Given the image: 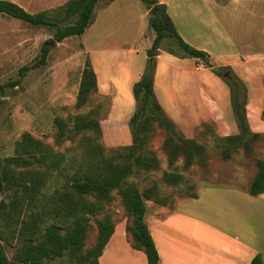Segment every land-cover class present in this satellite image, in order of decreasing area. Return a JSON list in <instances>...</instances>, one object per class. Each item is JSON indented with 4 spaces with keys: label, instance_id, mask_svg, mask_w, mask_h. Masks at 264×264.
Instances as JSON below:
<instances>
[{
    "label": "crops",
    "instance_id": "obj_1",
    "mask_svg": "<svg viewBox=\"0 0 264 264\" xmlns=\"http://www.w3.org/2000/svg\"><path fill=\"white\" fill-rule=\"evenodd\" d=\"M157 2L166 4L167 16L185 42L206 51L213 64L231 66L245 82L250 132L264 136V0H206L203 6H194L188 16L175 9L171 14L166 0ZM151 7L146 5L139 17L150 16ZM183 14L186 19L179 27L177 20ZM134 16L138 19V15ZM93 17L92 13L89 25L94 24ZM202 28L209 32L205 37ZM111 36L112 33L99 32L85 36L81 44L96 76V92L108 98L107 111L100 119L101 129L107 133L109 125L118 126L120 132L112 130L107 134L128 142L126 129L135 109L132 84L144 71L146 50L155 36L146 38L140 29L129 40L114 39L113 43L108 41ZM219 43L225 48L219 50ZM239 44V49L231 48ZM253 58L262 59L254 66L249 64ZM153 90L165 114L185 138L202 135L199 128L208 119L222 123L219 136L238 133L228 86L194 58L159 48ZM256 159L264 161V147L252 144L248 153L238 148L229 157L227 175L216 180L224 183L206 175L196 183L194 195L164 198L160 203L154 197L144 200V220L159 264H250L257 254L264 264V191L249 193L257 171ZM117 225L97 264H146L143 251L131 247L125 226L117 230Z\"/></svg>",
    "mask_w": 264,
    "mask_h": 264
},
{
    "label": "rangeland",
    "instance_id": "obj_2",
    "mask_svg": "<svg viewBox=\"0 0 264 264\" xmlns=\"http://www.w3.org/2000/svg\"><path fill=\"white\" fill-rule=\"evenodd\" d=\"M10 1L33 13L56 8L66 0ZM166 1L169 2L171 14L172 9H175L179 13L186 12L188 16L194 6L197 4L203 6L206 0ZM145 8L146 5L142 0H110L109 2L99 0L93 10L94 24L83 31L85 35H70L56 44H53L48 27L33 26L0 13V171L12 168L14 177H20L23 182H29L31 179L39 180L40 177L41 181L44 179L32 201L27 200L22 187L7 186V183L6 186L0 187V243L9 259L15 257L22 243L21 240H17V232L24 231L23 226L20 225L22 216L28 220L31 215L37 217L35 222L42 228L56 223V220L49 216L57 206L51 203L56 200L53 196L58 195L54 192L63 194L64 187L68 188L79 159L88 166L98 160L113 157L117 153V148L131 143L129 128L126 129L128 142H123L118 140L120 137L108 135L112 130L120 132L118 126L109 125L105 130L108 134L102 131V135L93 130L76 131L72 126L74 117L78 115L93 116L100 121L108 108V98L96 91L88 95L84 104L76 103L80 76L88 59L81 42L85 36L89 38L99 32L112 33L111 38L108 39L110 42L114 39L116 42L129 40L137 29L142 30L146 38H150L151 34L155 36L148 23L149 16H144V20L139 17ZM152 12V15H155L158 11ZM134 15H138L139 20ZM185 19L183 14L180 20L178 18L177 25L180 27ZM202 32L204 37L209 33L204 28ZM44 44L50 45L45 64L29 68L20 75V68L34 63ZM239 46L240 44L233 45L231 48L237 50ZM159 48L176 53L181 51L174 38L170 36L161 38ZM221 48H225V45L219 43V50ZM261 59H250L249 64L257 66V60L261 61ZM261 80L264 87V75ZM205 91L208 93L207 89ZM201 98L205 103L202 94ZM203 107L206 108V105L203 104ZM262 114L264 117V109ZM56 119L64 121L66 125L64 130L58 128ZM221 124L215 119L202 122L199 128L202 135H197L192 140L205 148V156L199 157L200 155H195L192 150L193 154L189 158L180 151V147L177 154L172 153L169 144L182 145L179 134L172 135V141L167 144L166 130L150 121L148 139L140 151L153 156L157 160V168L143 170L134 166L133 172L126 181L135 184L141 191L156 185L159 198L172 200L191 195L196 183L205 179L206 175H211L215 181L219 180L227 175L229 160V157L224 158L223 154V149L229 146L226 143L227 139L217 135ZM24 133L30 134L40 143L43 155L31 159L29 165L16 166L13 161L16 156L15 150ZM251 144L256 148L264 147V136L256 137ZM203 160L206 165L201 164ZM45 172H47L46 178L42 177ZM165 173L178 175L179 183L168 185ZM3 187H6V190H2ZM110 194L112 198L109 201L95 200L92 195L85 196L93 203L84 214L87 219L81 255L69 257L65 254L62 257L44 259L41 264L62 261L70 264H86L87 252L93 249L97 242L99 222L108 221L115 225L122 223L117 225V230H123V226L132 223L133 216L126 210L119 189H111ZM14 199H20L17 209L12 207ZM68 227L69 224L59 225L61 232ZM127 234L132 241L130 233Z\"/></svg>",
    "mask_w": 264,
    "mask_h": 264
},
{
    "label": "trees",
    "instance_id": "obj_3",
    "mask_svg": "<svg viewBox=\"0 0 264 264\" xmlns=\"http://www.w3.org/2000/svg\"><path fill=\"white\" fill-rule=\"evenodd\" d=\"M148 7L157 3V0H142ZM98 0H66L63 4L49 10L37 12H28L19 4L10 0H0V13L10 17L20 19L33 26H45L51 31V37L54 42H60L70 35H80L92 20V13ZM149 26L155 31V38L151 46L146 50L147 60L144 71L139 79L132 84V95L135 101V109L128 121V128L131 135V143L117 148V153L107 159H101L97 162L86 166L83 160L79 159L77 166L73 170V177L64 187L63 194L58 191L54 192L55 201L51 203L57 205L51 211L50 218L56 220L45 227H38L35 222L38 218L31 215L30 220L25 216L21 218L20 225L24 231L17 232V240H21V246L15 257L9 259L0 243V264H41L44 259H53L62 257L67 254L69 257H78L83 247L87 208L93 202L88 201L85 196L92 195L95 200L109 201L112 196L110 190L119 189L124 206L133 216L132 223L125 225L127 232L130 233L132 241L131 247L143 251L146 256V264H159V255L149 232L148 226L144 220L145 199L154 197L158 203L164 198L158 197V188L153 185L148 190H140L133 183H128L126 178L133 172V167L138 169H156L157 160L146 153L140 151L142 145L148 139V130L150 121L155 122L168 133L167 144L172 141V135L181 136L182 145L171 143L172 153L177 154L178 148L187 157H191L194 150L195 155L205 156V148L197 144L192 139L185 138L179 131L173 121L165 114L160 106L153 90V75L156 64V57L159 54V42L165 36L173 37L180 48L176 53L180 56H188L197 60L209 68L217 75L229 89L230 104L235 119L238 133L236 135L222 136L227 139L226 146L223 149L224 158L230 157L231 153L243 148L245 152L251 150V143L258 137L257 134L251 133L246 115V104L248 98V89L245 82L239 77L231 66L215 65L210 61L209 54L185 42L175 31L171 20L168 18L167 28L163 27L161 14L157 12L150 15L148 19ZM50 45L44 44L37 60L30 66L24 65L20 68L19 73H23L29 68L44 65ZM217 66L218 69H213ZM97 91L96 76L93 68L87 59L82 70L79 87L77 92V105L84 104L89 94ZM60 130L65 129V123L61 119L55 120ZM72 128L76 131L93 130L102 135L101 124L98 119L89 115H78L74 117ZM14 163L16 166L29 165L31 159L37 158L42 154L40 143L33 139L28 133H24L17 143L15 150ZM195 157V156H194ZM13 162L12 160H10ZM202 165L206 163L201 161ZM257 171L250 184L249 193L256 195L264 191V161L255 160ZM47 172L42 174L46 178ZM165 180L168 185L179 183V176L165 173ZM41 177L31 179L29 182L14 177L13 169L0 171L1 186H17L23 188L28 201H32L33 196L38 191ZM2 190H6L3 187ZM194 195V194H191ZM58 196V198H57ZM20 199H14L12 202L13 209H17ZM84 210V211H83ZM31 222V223H30ZM43 222V219H42ZM59 223V224H57ZM69 224V227L61 232L59 225ZM99 234L96 245L87 252L86 264H97L98 258L103 247L108 242L113 233L115 224L108 221H101L98 224ZM83 256L84 258L86 257ZM54 264H70L68 262H56ZM250 264H261L260 255H255Z\"/></svg>",
    "mask_w": 264,
    "mask_h": 264
},
{
    "label": "water",
    "instance_id": "obj_4",
    "mask_svg": "<svg viewBox=\"0 0 264 264\" xmlns=\"http://www.w3.org/2000/svg\"><path fill=\"white\" fill-rule=\"evenodd\" d=\"M151 10L152 11L156 10L161 14V17L163 19V27L167 28L168 16H167V12L165 9V4H163L161 2H157V3L152 5ZM53 44H56V42H54ZM213 69H218V67L215 66V67H213Z\"/></svg>",
    "mask_w": 264,
    "mask_h": 264
}]
</instances>
